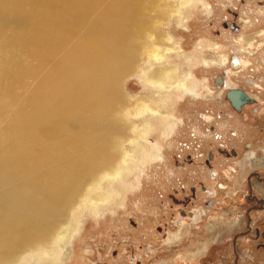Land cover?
<instances>
[{
  "label": "rangeland",
  "instance_id": "1",
  "mask_svg": "<svg viewBox=\"0 0 264 264\" xmlns=\"http://www.w3.org/2000/svg\"><path fill=\"white\" fill-rule=\"evenodd\" d=\"M182 1L152 0L133 65L113 76L115 137L129 139L107 153L118 155L119 175L102 178L93 195L83 187L53 234L55 257L28 250L14 264H264V207L252 197L264 198L254 174L264 177V0ZM152 51L162 58L153 60ZM150 69L167 70L176 82L152 86L142 74ZM25 84L17 94L35 82ZM229 88L257 101L237 112ZM140 101L159 114L138 116ZM171 113L168 133L163 119ZM128 114L131 128L121 133Z\"/></svg>",
  "mask_w": 264,
  "mask_h": 264
},
{
  "label": "bare ground",
  "instance_id": "2",
  "mask_svg": "<svg viewBox=\"0 0 264 264\" xmlns=\"http://www.w3.org/2000/svg\"><path fill=\"white\" fill-rule=\"evenodd\" d=\"M104 1L0 0V264H14L34 249L55 257L53 234L83 187L90 185L92 194L102 178L119 175L118 155L107 153L129 139L119 136L113 116L120 109L113 76L133 65L134 41L149 27L146 9L153 2ZM15 49L23 57L16 58ZM155 51L150 57L160 60ZM142 74L152 86L176 82L167 70ZM28 78L34 87L17 94ZM136 110L138 116L159 114L144 101ZM123 117L121 133L130 127V115ZM163 121L169 133L174 114ZM119 158L130 154L122 151Z\"/></svg>",
  "mask_w": 264,
  "mask_h": 264
},
{
  "label": "water",
  "instance_id": "3",
  "mask_svg": "<svg viewBox=\"0 0 264 264\" xmlns=\"http://www.w3.org/2000/svg\"><path fill=\"white\" fill-rule=\"evenodd\" d=\"M217 84H222V79L217 76ZM226 99L231 104V107L240 112L242 105L250 104L254 100L242 88H229L225 93Z\"/></svg>",
  "mask_w": 264,
  "mask_h": 264
},
{
  "label": "flooded vegetation",
  "instance_id": "4",
  "mask_svg": "<svg viewBox=\"0 0 264 264\" xmlns=\"http://www.w3.org/2000/svg\"><path fill=\"white\" fill-rule=\"evenodd\" d=\"M262 71H263V70H262ZM249 84H250V85H254V82H253V81H249ZM248 95H249V94H248ZM249 96H250V95H249ZM225 97H226V96H225ZM250 98H253V100H254L252 103H250L251 106H253L257 100H256V98L251 97V96H250ZM242 106H243V105H242ZM253 154H254V153H253ZM261 181L264 183V178H263ZM252 197H253V201H258L259 204L262 203V204H263V207H264V203H263L264 201L262 202V201H259V199L255 198L254 196H252ZM252 197H251L250 199H252ZM252 208H253V209H259L260 207H257V206H255V205H253ZM261 208H262V207H261ZM263 245H264V243H263Z\"/></svg>",
  "mask_w": 264,
  "mask_h": 264
},
{
  "label": "crops",
  "instance_id": "5",
  "mask_svg": "<svg viewBox=\"0 0 264 264\" xmlns=\"http://www.w3.org/2000/svg\"><path fill=\"white\" fill-rule=\"evenodd\" d=\"M255 174V176L257 177V181L258 182H262L261 180L264 178V177H260V176H258V174L257 173H254ZM247 183H249V185L251 184V182H250V178H247ZM263 185H264V183H262ZM256 197V196H255ZM258 199L260 200V201H264V198H262V197H258ZM264 203V202H263ZM259 246H262L263 248H264V245H263V243H261V244H259Z\"/></svg>",
  "mask_w": 264,
  "mask_h": 264
}]
</instances>
